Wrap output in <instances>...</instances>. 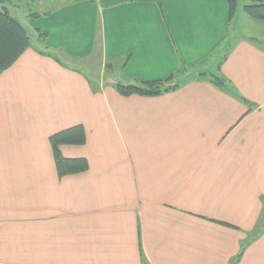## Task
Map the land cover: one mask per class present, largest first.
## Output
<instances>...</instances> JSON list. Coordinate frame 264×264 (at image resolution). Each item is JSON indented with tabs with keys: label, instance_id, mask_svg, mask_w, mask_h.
Here are the masks:
<instances>
[{
	"label": "crops",
	"instance_id": "1",
	"mask_svg": "<svg viewBox=\"0 0 264 264\" xmlns=\"http://www.w3.org/2000/svg\"><path fill=\"white\" fill-rule=\"evenodd\" d=\"M38 6L39 44L0 76V264H264V47L227 1ZM182 66L176 91L116 89ZM77 125L87 143L61 151L89 169L60 178L49 137Z\"/></svg>",
	"mask_w": 264,
	"mask_h": 264
},
{
	"label": "trees",
	"instance_id": "2",
	"mask_svg": "<svg viewBox=\"0 0 264 264\" xmlns=\"http://www.w3.org/2000/svg\"><path fill=\"white\" fill-rule=\"evenodd\" d=\"M5 0H0L4 4ZM229 9V21L235 17L239 0H226ZM243 10L252 18L264 21V0H244ZM36 16V14H34ZM42 41L47 37L40 34ZM31 47V37L27 29L17 21L6 6L2 7L0 12V76L4 71L12 67L22 55ZM229 50V47L227 48ZM46 54L45 52H41ZM48 55V54H47ZM225 53L220 59V64L227 58ZM129 57L125 59V63ZM111 64L107 68L111 70ZM192 72L186 66H182L178 72L172 74L164 80H154L146 82H135L129 84L117 83L118 93L124 97L140 96L144 98H154L160 95L176 91L183 83L188 80ZM200 78H204L214 84L219 89L233 93L234 87L222 74L219 73H201ZM187 79V80H186ZM238 96V94H237ZM52 147L57 173L60 178L85 173L89 169V163L85 158H66L63 156L61 147L65 145L83 146L87 143V133L83 125H77L68 129L53 133L49 137ZM244 249V248H243ZM242 252L235 258L232 264H237L243 254Z\"/></svg>",
	"mask_w": 264,
	"mask_h": 264
},
{
	"label": "rangeland",
	"instance_id": "3",
	"mask_svg": "<svg viewBox=\"0 0 264 264\" xmlns=\"http://www.w3.org/2000/svg\"><path fill=\"white\" fill-rule=\"evenodd\" d=\"M38 3L39 0H5L3 5L0 4V12L2 11V7L6 6L11 15L27 29L31 37L32 45L39 44V39L37 35L33 33L31 29H29L24 15L28 13H42ZM244 4V0H239L238 11L232 20L233 31L234 33H237L240 29L242 33H245V35L253 36L260 40V44L264 47V21L250 17L243 10ZM84 69L90 76V81L92 84L98 87L102 86L103 78H106L108 73H112L109 72L108 68L101 69L100 66L96 64L95 60L87 64Z\"/></svg>",
	"mask_w": 264,
	"mask_h": 264
}]
</instances>
